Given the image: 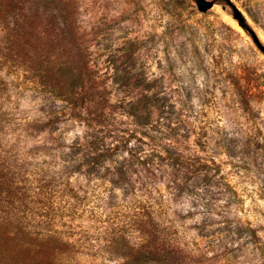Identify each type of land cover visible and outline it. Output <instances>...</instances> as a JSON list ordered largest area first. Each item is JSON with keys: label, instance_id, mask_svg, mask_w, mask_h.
Masks as SVG:
<instances>
[{"label": "rangeland", "instance_id": "obj_1", "mask_svg": "<svg viewBox=\"0 0 264 264\" xmlns=\"http://www.w3.org/2000/svg\"><path fill=\"white\" fill-rule=\"evenodd\" d=\"M210 1L203 12L196 0H0V264H264V51L229 0ZM230 1L264 45V0ZM82 79L109 107L159 86L184 121L186 167L125 194L126 149L86 154L87 115L101 110L76 119L55 96ZM113 118L104 130L129 127ZM211 157L219 183L198 171Z\"/></svg>", "mask_w": 264, "mask_h": 264}, {"label": "trees", "instance_id": "obj_2", "mask_svg": "<svg viewBox=\"0 0 264 264\" xmlns=\"http://www.w3.org/2000/svg\"><path fill=\"white\" fill-rule=\"evenodd\" d=\"M70 74L67 68L62 73L64 77H69ZM81 83V86L77 89L76 83H68L67 80L63 83L56 84V88H54L55 96L65 102V107L68 108L71 116L76 119L83 120V116L89 110H101L98 114L87 115L92 121L88 126L90 130L86 133V154L91 156L89 160L91 164V159H95L101 155L96 154V152L113 154L117 150H121V148L126 149L127 156L124 157L116 169L117 179L123 180L121 188L125 194L138 190L142 191V189L148 187V183L152 182L150 180L156 175V170L159 167L170 168L171 163L174 169L175 165L176 169H178L177 165L186 167L183 165V162L185 163V157L182 152L176 151L178 146L175 145L181 142L180 138L183 136L181 131L183 130L182 125L184 121L181 113L170 110V105L164 103V98L160 96L159 86H156V90L152 91L151 94H144V90H149L151 85L143 86L142 89L144 90L139 96L121 98L119 100L120 102L109 107L108 104L101 105L97 100L96 89L94 92H91L90 87L86 86L84 79H82ZM120 87L121 89L123 88L122 90L125 95L129 94L126 84ZM234 88L243 107L249 109L251 106L247 93L248 87L240 80H237L234 83ZM143 100L149 101V105H151L150 111L146 110L145 113L139 110L140 104H143ZM106 102L108 103V100ZM134 107L135 110H132ZM107 108H111L109 113L106 112ZM115 109L129 118V127L125 130H120L119 134H115L111 130H104L105 125L111 123L114 119ZM133 141H135V144L131 146L134 143ZM146 146H149V148L147 149ZM161 149L167 152V155L163 156ZM225 152L228 156L232 155L228 147L225 148ZM209 159L200 161L198 167L200 176L204 180L219 183L225 178V174L222 171L223 163L216 161L212 157ZM93 163L95 162L93 161L92 165ZM165 171L169 173V169ZM173 177L174 179L170 180V183L174 184L170 185V187L175 190L181 189L182 179L176 175ZM110 181L118 187L115 184V180L111 178ZM140 208V215L147 214L149 216V214H152L150 206L143 205V201H141ZM146 222L144 219L141 220V223ZM47 252L45 250L42 253V258L47 255Z\"/></svg>", "mask_w": 264, "mask_h": 264}, {"label": "water", "instance_id": "obj_3", "mask_svg": "<svg viewBox=\"0 0 264 264\" xmlns=\"http://www.w3.org/2000/svg\"><path fill=\"white\" fill-rule=\"evenodd\" d=\"M196 3H197L198 9L203 12L207 11L209 8H211L214 5V1H210V0H196ZM229 4L233 9L234 18L238 20L241 26L249 30L256 44L264 51V45H262L255 30L248 24L244 14L240 11V9L232 1L229 0Z\"/></svg>", "mask_w": 264, "mask_h": 264}, {"label": "bare ground", "instance_id": "obj_4", "mask_svg": "<svg viewBox=\"0 0 264 264\" xmlns=\"http://www.w3.org/2000/svg\"><path fill=\"white\" fill-rule=\"evenodd\" d=\"M231 20H232V23H233L234 21H233V19H232V18H231ZM236 22H237V21H236ZM234 24H235V23H234ZM237 26H238V25H237Z\"/></svg>", "mask_w": 264, "mask_h": 264}]
</instances>
